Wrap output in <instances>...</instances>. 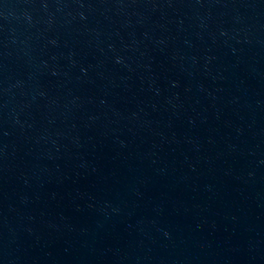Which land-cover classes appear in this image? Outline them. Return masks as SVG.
Here are the masks:
<instances>
[{
    "label": "water",
    "instance_id": "water-1",
    "mask_svg": "<svg viewBox=\"0 0 264 264\" xmlns=\"http://www.w3.org/2000/svg\"><path fill=\"white\" fill-rule=\"evenodd\" d=\"M0 264H264V0H0Z\"/></svg>",
    "mask_w": 264,
    "mask_h": 264
}]
</instances>
